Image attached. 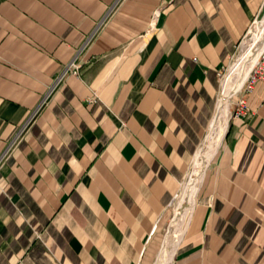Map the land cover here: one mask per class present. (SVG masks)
Here are the masks:
<instances>
[{"label": "crops", "instance_id": "crops-1", "mask_svg": "<svg viewBox=\"0 0 264 264\" xmlns=\"http://www.w3.org/2000/svg\"><path fill=\"white\" fill-rule=\"evenodd\" d=\"M263 6L0 0V264H150ZM197 189L168 264H264L263 82Z\"/></svg>", "mask_w": 264, "mask_h": 264}, {"label": "rangeland", "instance_id": "rangeland-1", "mask_svg": "<svg viewBox=\"0 0 264 264\" xmlns=\"http://www.w3.org/2000/svg\"><path fill=\"white\" fill-rule=\"evenodd\" d=\"M263 14H264V6H263V9L260 12V14L256 17V19H254L251 22V24L248 28V31L240 39L238 45L235 48L233 55L231 56V58L229 59L227 64L220 71L219 82H218V86H217V94H216L217 100H216V107H215L214 114L212 115V117L208 123L207 131L204 135L203 140L201 141L199 146L194 151L193 156H192L190 163H189V167H188L186 173L184 174V176L179 180L177 189L175 190L174 195H173L172 199L170 200L171 217H170V219H169V221L165 227L164 235L162 237V241H163L165 235H167V234L170 235L172 238H175L178 236V240H179L183 231H184L185 224H186L188 217H189V214H190V209H191L193 197H195L194 193L197 189V186L199 188L201 185L207 164H208L213 152L215 151L217 145L219 144L220 140L222 139L225 128L227 126L229 114H230V111L233 107L232 99L235 97V91H237L243 85L248 74H246V76H244V78H242V80L238 83V85L236 87L230 89V93L225 98H224V88L222 86L223 85L222 82L226 78V75H227L226 73L228 72L230 65L236 61V58L240 54L241 49H242V44L243 43H251L256 36H260L262 34L261 30H262V25H263ZM263 46H264V39L259 44V46L257 47L259 49V51ZM259 51L257 53H259ZM253 52H255V51H253ZM256 56H258V54ZM256 58L257 57H255V60H256ZM249 70H248V72H249ZM219 108H223V111L225 109V111L223 112V114L220 118L218 117ZM213 143L215 144V147L213 148L212 152L208 156V161L204 167L202 175L200 176V178L197 181L196 188L194 189V191H192L190 193L189 198L186 201V204L184 205L183 209H181V211L179 212L178 218L174 221V219L176 217V208L178 206V201L180 198L179 194L181 195L180 192H182V184H183V181L186 177L188 170L190 169L191 164L193 163V157H194L197 150L200 151L201 155L207 154V152L213 146ZM205 150H206V152H205ZM199 159H201L200 156H198L196 159L197 163L199 161L197 166L201 165V160H199ZM199 180H201V181H199ZM198 182H200V183H198ZM195 195H196V193H195ZM187 227H188V225H187ZM187 227H186V229H187ZM186 229H185V231H186ZM162 241L160 244H158L157 249H156V251L152 257L150 264H153L156 261V254L161 247ZM172 257H173V255H172Z\"/></svg>", "mask_w": 264, "mask_h": 264}, {"label": "bare ground", "instance_id": "bare-ground-1", "mask_svg": "<svg viewBox=\"0 0 264 264\" xmlns=\"http://www.w3.org/2000/svg\"><path fill=\"white\" fill-rule=\"evenodd\" d=\"M261 33L262 34L260 36H256L251 43L242 44V49L240 54L236 58V61L230 65L228 72L226 73L227 74L226 78L222 82L223 84L222 86L224 88V98L228 96V94L230 93V89L236 87L238 83L242 80V78H244V76L248 74V70L255 62L254 61L255 57H257L256 55L258 54L257 52L259 51L257 47L264 39V14H263V25H262ZM224 111L223 108H219L218 110L219 118L222 116ZM214 147L215 144L213 143L211 149L207 152V154L204 155H201L199 150L196 151L193 157V163L191 164L190 169L188 170L182 184V192H180L181 195L179 194L180 198L178 197L179 201H178V206L176 208V217L174 221L178 218L179 212L181 211V209H183L184 205L186 204V201L188 200L190 193L194 191V189L196 188L197 181L202 175L204 167L208 161V156L212 152ZM198 156H200L201 158L199 159L201 160L200 166H197V164L199 163V161L198 163L196 161ZM177 241H178V236L172 238L168 234L165 235L161 247L156 254V261L153 264H168L170 259H172V255L175 251Z\"/></svg>", "mask_w": 264, "mask_h": 264}, {"label": "built area", "instance_id": "built-area-1", "mask_svg": "<svg viewBox=\"0 0 264 264\" xmlns=\"http://www.w3.org/2000/svg\"><path fill=\"white\" fill-rule=\"evenodd\" d=\"M153 25V20L150 22V27ZM91 35L87 38L85 42L89 40ZM79 64L72 58L66 65L64 70L56 77L55 81H58L66 72L77 73ZM257 82L264 83V46L260 49L258 56L251 66L248 75L243 83V85L235 91V97L232 99L233 108L232 113L234 115H243L247 110V97L252 91L254 85ZM7 149L0 155V163Z\"/></svg>", "mask_w": 264, "mask_h": 264}]
</instances>
